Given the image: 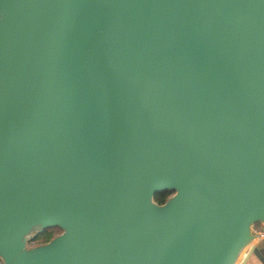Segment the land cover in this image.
<instances>
[{"label":"water","instance_id":"water-1","mask_svg":"<svg viewBox=\"0 0 264 264\" xmlns=\"http://www.w3.org/2000/svg\"><path fill=\"white\" fill-rule=\"evenodd\" d=\"M254 223L264 0H0V264H235Z\"/></svg>","mask_w":264,"mask_h":264},{"label":"trees","instance_id":"trees-1","mask_svg":"<svg viewBox=\"0 0 264 264\" xmlns=\"http://www.w3.org/2000/svg\"><path fill=\"white\" fill-rule=\"evenodd\" d=\"M168 192H157L154 194V200L157 202H162ZM258 224V223H255ZM56 230H60L58 227H48L43 229L40 233H38L32 240L28 243H38L46 241L49 237L53 235Z\"/></svg>","mask_w":264,"mask_h":264},{"label":"crops","instance_id":"crops-1","mask_svg":"<svg viewBox=\"0 0 264 264\" xmlns=\"http://www.w3.org/2000/svg\"><path fill=\"white\" fill-rule=\"evenodd\" d=\"M255 240H253L252 243H254ZM264 247V244L262 245ZM247 249L245 248L243 250V253L238 261L237 264H264V258H259L253 253H247Z\"/></svg>","mask_w":264,"mask_h":264},{"label":"built area","instance_id":"built-area-1","mask_svg":"<svg viewBox=\"0 0 264 264\" xmlns=\"http://www.w3.org/2000/svg\"><path fill=\"white\" fill-rule=\"evenodd\" d=\"M253 240L263 239L264 240V224L258 223L252 228Z\"/></svg>","mask_w":264,"mask_h":264},{"label":"rangeland","instance_id":"rangeland-1","mask_svg":"<svg viewBox=\"0 0 264 264\" xmlns=\"http://www.w3.org/2000/svg\"><path fill=\"white\" fill-rule=\"evenodd\" d=\"M256 225H257V224H255V223H254V224L252 225V228H253V227H255ZM59 231H60V230H56V231L53 233V235H54V234H56V233H58ZM242 253H243V251L240 253V255H239V257H238V259H237V261H236V263H235V264H237V263H238V261H239V259H240L241 255H242Z\"/></svg>","mask_w":264,"mask_h":264},{"label":"bare ground","instance_id":"bare-ground-1","mask_svg":"<svg viewBox=\"0 0 264 264\" xmlns=\"http://www.w3.org/2000/svg\"><path fill=\"white\" fill-rule=\"evenodd\" d=\"M236 263V262H235Z\"/></svg>","mask_w":264,"mask_h":264}]
</instances>
